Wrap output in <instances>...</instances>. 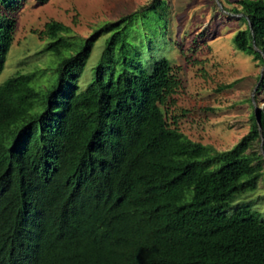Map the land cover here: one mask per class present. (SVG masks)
<instances>
[{"label":"trees","instance_id":"trees-1","mask_svg":"<svg viewBox=\"0 0 264 264\" xmlns=\"http://www.w3.org/2000/svg\"><path fill=\"white\" fill-rule=\"evenodd\" d=\"M17 1L0 0V72ZM237 4L246 27L232 43L262 67L260 91L264 0ZM68 30L49 21L42 32L40 54L70 50L49 90L31 86L34 72L0 83V264H264V220L247 204L230 210L262 175L264 111L229 150L216 152L166 117L179 86L166 58L145 72L120 42L117 76L99 65L77 93L92 38L74 53ZM261 141L262 154L247 151Z\"/></svg>","mask_w":264,"mask_h":264},{"label":"rangeland","instance_id":"rangeland-1","mask_svg":"<svg viewBox=\"0 0 264 264\" xmlns=\"http://www.w3.org/2000/svg\"><path fill=\"white\" fill-rule=\"evenodd\" d=\"M18 0L11 8V42L0 72V83L15 72H34L31 86L44 92L56 82V65L70 54H40L48 42L42 34L49 21L60 22L69 30L76 53L86 39L92 38L89 53L77 78V93L103 66L104 75L113 78L122 69L124 42L129 56L145 72L152 63L166 58L179 86L170 95L166 108L169 122L176 119L177 130L190 141L208 145L216 152L229 150L247 133L252 116L264 111V88L259 89V62L236 49L232 37L244 29L237 0ZM137 12L115 27L119 18ZM119 37L113 53L101 58L106 40L113 32ZM85 38V39H84ZM83 39V40H81ZM101 58V59H100ZM132 64V63H131ZM134 65V64H133ZM46 89V90H45ZM43 92V93H44ZM259 154L260 143L251 149ZM256 190L236 198L230 210L247 204L264 220V163Z\"/></svg>","mask_w":264,"mask_h":264},{"label":"water","instance_id":"water-1","mask_svg":"<svg viewBox=\"0 0 264 264\" xmlns=\"http://www.w3.org/2000/svg\"><path fill=\"white\" fill-rule=\"evenodd\" d=\"M255 50H257V49L255 48ZM263 65H264V63H263ZM260 76H261V74H260ZM255 116L257 117V120H258V119H259V116H257V113L255 114ZM261 144H262V141H261V143H260V152H262ZM262 153H263V152H262Z\"/></svg>","mask_w":264,"mask_h":264}]
</instances>
